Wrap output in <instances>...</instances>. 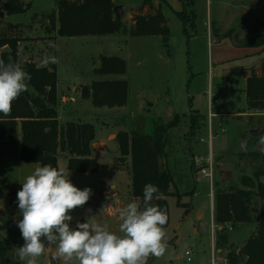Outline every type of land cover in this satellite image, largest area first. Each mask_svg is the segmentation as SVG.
Here are the masks:
<instances>
[{
	"label": "rangeland",
	"instance_id": "obj_1",
	"mask_svg": "<svg viewBox=\"0 0 264 264\" xmlns=\"http://www.w3.org/2000/svg\"><path fill=\"white\" fill-rule=\"evenodd\" d=\"M7 1L0 0V36L28 39L21 44V51L24 45L27 47L22 51V60L33 59L41 65L45 52L57 58L60 123L92 124L96 133L93 144L101 143L92 150V157L100 165L96 173L70 170L69 154L58 151V168L69 170V179L77 188L92 189L89 201L70 212L71 227L77 221L99 223L122 235L119 210L133 201L140 204V199L133 196L131 161L130 157L121 156L118 133L134 129L153 134L155 129L161 131L168 126L162 133L165 160L173 179V196L167 197L169 220L164 226L168 247L162 257L150 256L147 264H232L230 252L239 251L254 232L256 222L217 224L215 201L219 190H227L232 185L244 187L242 178L256 184L254 173L264 171V159L255 155L264 152V111L250 110L245 93L246 78L260 71L264 50L236 49L230 38L218 39L216 29L218 34H225L231 27L242 29L243 17L250 19L249 15H242L244 10L263 18L264 3L242 0L240 9L241 0H181L180 10L190 12L195 4L197 13L189 22L190 25L194 22V29L188 25L186 34L169 3L155 0L164 7L170 29L167 43L161 36H131L127 31L98 38L62 37L56 43L45 35L52 37L55 33L52 18L57 0H21L27 11L18 14L3 8ZM143 1L114 2L125 7L122 22L127 30L132 8ZM169 1L179 5V0ZM242 33L245 35L246 30ZM100 55L125 59L126 74H96L94 69L99 65ZM108 79L128 81L125 106L95 107L91 99L84 97L86 86ZM253 129L258 131V137L251 135ZM241 141L246 142V151ZM210 156L214 162L213 181L201 173L206 166L205 159ZM37 166L41 165L26 163L16 155L0 156V236L8 249V264H24L16 251L24 244L17 226V221L22 219L17 192ZM260 180L264 183V175ZM178 200L187 207L179 206ZM253 203L258 208L257 198ZM200 222L208 228L204 233L197 230ZM221 231L227 236V242L218 247ZM186 251L190 252L189 256ZM37 264L78 262L58 258L53 244L37 258Z\"/></svg>",
	"mask_w": 264,
	"mask_h": 264
},
{
	"label": "trees",
	"instance_id": "obj_2",
	"mask_svg": "<svg viewBox=\"0 0 264 264\" xmlns=\"http://www.w3.org/2000/svg\"><path fill=\"white\" fill-rule=\"evenodd\" d=\"M257 2L261 4L262 0ZM115 6L113 0H57L52 23L61 37L108 36L127 31L131 36H161L165 43L168 42L170 29L161 4H155V0H144L141 5L133 7L128 30L122 19L116 18ZM3 8L11 14L27 11L21 0H8ZM175 14L182 21L185 33L188 34L190 18L194 19L197 15L195 4L190 12L182 9L175 11ZM247 15L250 19L243 17L242 29H230L225 34H218L216 29V35L218 39L230 38L238 48L264 50V17H256L255 14L249 13ZM190 27L194 29V22ZM241 30H246V34L243 35ZM52 39L54 38L49 37V40ZM26 40L28 39L17 36H0V59L6 63L10 61L20 64L32 77L28 82V90L13 102L10 114L0 113V156L16 155L26 163H39L41 166L51 164L58 167L57 154L61 150L69 154L70 170L96 173L100 165L92 157V145L96 134L94 125L78 122L60 123L57 63L41 67L33 59L22 60V51H26L27 47L24 45L21 51V44ZM42 41L47 42L45 39ZM98 61L99 65L94 69L98 75H124L127 72L126 60L120 56L100 55ZM128 92L127 80L108 79L93 81L84 88L83 95L91 99L95 107L113 108L127 104ZM245 93L250 110L264 111V60L261 62L260 71L246 78ZM175 118L178 120L179 116L176 115ZM191 123L193 127L195 122L192 120ZM163 128L162 132L155 129L153 134L134 129L121 131L118 133V142L121 156L130 157L133 196L140 199L142 206L144 186L148 183L158 186L159 193L154 194L152 203L162 208L169 220L167 197L173 196V179L165 160L162 137L168 126ZM243 155L246 156L247 153ZM255 155L264 159V152ZM262 175L264 171L260 169L254 173L253 179L256 180V184H250L242 178L244 187L232 185L227 190L217 192L215 201L217 224L256 222L254 232L239 251L230 252L232 264H264V183L260 180ZM256 198L259 200L258 208L253 206ZM177 204L187 207L181 204L180 200ZM223 242H227V236L221 231L218 234V247L224 246ZM0 261L1 264L9 263L8 249L1 236Z\"/></svg>",
	"mask_w": 264,
	"mask_h": 264
},
{
	"label": "clouds",
	"instance_id": "obj_3",
	"mask_svg": "<svg viewBox=\"0 0 264 264\" xmlns=\"http://www.w3.org/2000/svg\"><path fill=\"white\" fill-rule=\"evenodd\" d=\"M58 60L45 52L41 67ZM31 74L20 64L0 59V113L10 114L13 102L28 90ZM68 169L51 164L37 166L17 192L22 219L17 221L24 244L16 248L24 264H37L53 244L56 256L78 264H147L150 256L160 258L167 250L164 225L168 217L152 203L159 193L156 185L143 188V202L133 201L119 210V235L106 225L76 222L71 227L72 210L86 204L91 188H77Z\"/></svg>",
	"mask_w": 264,
	"mask_h": 264
},
{
	"label": "water",
	"instance_id": "obj_4",
	"mask_svg": "<svg viewBox=\"0 0 264 264\" xmlns=\"http://www.w3.org/2000/svg\"><path fill=\"white\" fill-rule=\"evenodd\" d=\"M114 13H115V16L118 20L122 19V15L125 13V7L122 6V5H116L114 7ZM80 88H76V91H79ZM251 135L254 136V137H258L259 136V133L256 129H253L251 130ZM246 142L245 141H241V147L243 148L244 151H246ZM92 147H96L95 146V143L92 145ZM206 225H204L202 222L199 223L198 227H197V230L200 231V233H204L206 232Z\"/></svg>",
	"mask_w": 264,
	"mask_h": 264
},
{
	"label": "crops",
	"instance_id": "obj_5",
	"mask_svg": "<svg viewBox=\"0 0 264 264\" xmlns=\"http://www.w3.org/2000/svg\"><path fill=\"white\" fill-rule=\"evenodd\" d=\"M114 2H116V0H113ZM165 1V0H164ZM168 3H169V5L172 7V11L174 12V11H180V6L182 5V2H181V0H179V5H174V4H172L169 0H166ZM242 1V0H241ZM264 3V0H262V2H261V4H263ZM155 4H157V5H159L160 3H156V1H155ZM242 5H241V7H240V9H242V7H243V1H242V3H241ZM256 4H258V2H257V0H256ZM259 5V4H258ZM162 6V5H161ZM163 6H162V11H163ZM168 8V7H167ZM175 13V12H174ZM243 14L242 15H246L247 13H249V11L246 13V11L244 10L243 12H242ZM212 24V23H211ZM230 29H232V27L230 28ZM48 36V38H49V35L48 34H46L45 35V37H47ZM109 36V35H108ZM52 37L55 39V41H56V43L62 38L61 36H59L58 34H57V28H55V33L52 35ZM93 37H101V36H93ZM232 45H234L233 44V42L231 41L230 42ZM234 48H235V45H234ZM236 49H239V48H236ZM35 61V60H34ZM208 229V228H207Z\"/></svg>",
	"mask_w": 264,
	"mask_h": 264
},
{
	"label": "built area",
	"instance_id": "obj_6",
	"mask_svg": "<svg viewBox=\"0 0 264 264\" xmlns=\"http://www.w3.org/2000/svg\"><path fill=\"white\" fill-rule=\"evenodd\" d=\"M196 162L199 163V159L196 158ZM205 163L206 166L204 168L201 169V173L206 176L209 177L211 181H213L214 178V162H213V158L210 156L209 158L205 159ZM211 196H213V194L211 193ZM186 255L189 256L190 252L186 251ZM188 260L190 261L191 259L188 258Z\"/></svg>",
	"mask_w": 264,
	"mask_h": 264
},
{
	"label": "bare ground",
	"instance_id": "obj_7",
	"mask_svg": "<svg viewBox=\"0 0 264 264\" xmlns=\"http://www.w3.org/2000/svg\"><path fill=\"white\" fill-rule=\"evenodd\" d=\"M95 146L96 147H100L101 146V143H95Z\"/></svg>",
	"mask_w": 264,
	"mask_h": 264
}]
</instances>
